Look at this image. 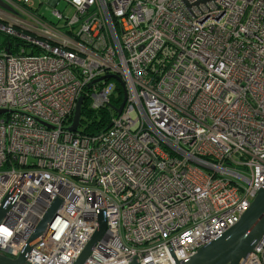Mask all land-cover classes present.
<instances>
[{"label": "built area", "instance_id": "obj_1", "mask_svg": "<svg viewBox=\"0 0 264 264\" xmlns=\"http://www.w3.org/2000/svg\"><path fill=\"white\" fill-rule=\"evenodd\" d=\"M2 1L0 254L58 199L28 264H75L100 215L85 264L185 262L240 221L264 187V0H63L54 22ZM81 97L104 132L67 130Z\"/></svg>", "mask_w": 264, "mask_h": 264}, {"label": "water", "instance_id": "obj_2", "mask_svg": "<svg viewBox=\"0 0 264 264\" xmlns=\"http://www.w3.org/2000/svg\"><path fill=\"white\" fill-rule=\"evenodd\" d=\"M53 6V5H52ZM0 7L8 12H13V9L2 0H0ZM106 78L115 79L124 90V101L117 110L120 115L125 107L127 96L124 88V83L119 77L109 76L103 77L96 82L103 81ZM95 82V83H96ZM83 103L84 98L81 97L78 101L76 111L74 113L73 123L67 129L69 132H79L81 120L83 116ZM7 111H1L0 115ZM47 128L53 127L41 123ZM61 199L55 201L51 209L40 222L36 231L27 243V246L17 259H11L7 256L0 254V264H28L27 258L31 250L39 243V238L45 230L48 223H50L56 214L57 209L61 204ZM7 207L3 205L0 208V223L6 215ZM106 223L103 216L99 217V226L86 248L78 258L75 264H85L88 260L92 250L102 238L105 230ZM264 237V187L259 191L258 195L251 204L250 209L241 217L240 221L229 230L222 233L209 244L201 247L197 254L185 262H176V264H244L248 256L254 251L255 247ZM132 264H139L134 260Z\"/></svg>", "mask_w": 264, "mask_h": 264}, {"label": "trees", "instance_id": "obj_3", "mask_svg": "<svg viewBox=\"0 0 264 264\" xmlns=\"http://www.w3.org/2000/svg\"><path fill=\"white\" fill-rule=\"evenodd\" d=\"M119 97L114 98L112 103L120 106L124 99L123 88L117 85ZM114 114L110 109L91 110L89 102L85 101L83 106L82 133L85 135H98L106 130L110 125Z\"/></svg>", "mask_w": 264, "mask_h": 264}, {"label": "rangeland", "instance_id": "obj_4", "mask_svg": "<svg viewBox=\"0 0 264 264\" xmlns=\"http://www.w3.org/2000/svg\"><path fill=\"white\" fill-rule=\"evenodd\" d=\"M34 4L35 8L38 9L39 14L51 22L57 21L56 18L53 16L54 9L64 12L67 8V3L63 0L56 7L50 4V0H34ZM68 14L72 16V10H70ZM5 40L6 37H1V43H3ZM79 130H82V126L79 128Z\"/></svg>", "mask_w": 264, "mask_h": 264}]
</instances>
